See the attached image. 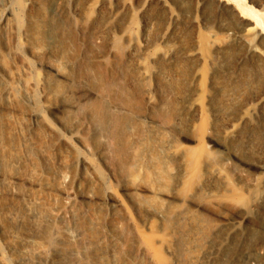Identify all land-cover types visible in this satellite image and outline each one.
I'll return each instance as SVG.
<instances>
[{
	"label": "bare ground",
	"instance_id": "bare-ground-1",
	"mask_svg": "<svg viewBox=\"0 0 264 264\" xmlns=\"http://www.w3.org/2000/svg\"><path fill=\"white\" fill-rule=\"evenodd\" d=\"M207 1L218 9L219 14L228 10L232 12L237 19H234L237 21V31L231 35L232 31L227 32L223 27L227 36L219 39L215 31L207 28L197 43L182 52L184 59H194L197 62L195 65L198 69L194 65L196 70L192 74L193 79L203 80L210 69L218 66L222 50L227 48L224 43L226 39L236 41L243 49V55L236 60L237 67L248 55L258 57L264 67V28L257 18L261 16L259 10L245 5L236 12V9L228 6L229 0H198V5ZM248 2L251 3L252 0ZM21 3L27 4L29 9L36 4L35 0H0V120L5 126L0 129V197L13 205L11 211L0 213V220L19 225L27 219L36 226L39 233L20 234L9 231L7 239L11 244L21 243L16 251L17 264H54L62 258L61 261L66 259L65 264H106L99 256V247L94 237V217L88 211L78 214L71 226L57 225L62 217L53 212L52 201L58 192L66 190V173L60 166L53 172L56 183L42 182V171L33 161L49 164L43 149L45 132L38 127L32 129L30 136L21 131V122L15 118L14 110L11 109L14 107L12 103L17 102L31 104V119L54 134L75 155L77 164H83L90 171L96 172L92 161L80 155L71 143L73 139L88 149L81 131L84 132L83 135L85 131H90L88 137L99 145L101 156L115 164L118 174L132 183L123 190L127 204L112 192L108 197L118 208L113 212L111 220L115 222L116 219H122L129 225L128 231L115 227L120 242L113 252L110 264H141L136 262L138 254L144 257L145 264L198 262V236L207 229L206 224H203L205 221L198 218L197 199L200 197L211 203L230 207L228 215H217L219 220L229 222L226 236L238 231L242 223L250 221L253 208L264 204V163H242L236 166V159L231 154H226L221 160L216 158L214 151L208 148L213 146L223 152L226 147L212 142L210 130L207 129L212 110L201 102V93L196 92L189 102L194 121L199 120L194 126L193 137L179 139V135H173L171 138L170 129L163 125L172 95L157 82H153L155 75L152 66L148 64H153L158 69L176 65L178 61L174 57L182 49L171 45L162 48L151 45L148 49L147 46L138 44L136 27L131 21L120 27L117 34H109L102 44L99 36L89 33L100 19L101 11L105 9L106 12L101 24L103 30L118 19L121 11L131 9V1L120 0L116 3L114 0H86L80 19L70 20L66 28L56 29L59 35L62 32L60 42L70 56L79 55V50L82 51L83 47L96 53L92 58L97 62L85 68L83 83L69 93L62 94L61 105L54 109L55 121H58L57 116L60 114L64 119H77L85 123L67 138L49 123L42 108L36 105L32 92L34 83L21 72H11L4 66V59L9 58L8 56L17 57L23 62L17 50L2 42L3 31L15 35L22 25L23 15L18 7ZM57 3H63L67 10L76 13L72 0H59ZM136 3L134 11L143 13L152 3H156L166 10L168 24L177 20L176 12L168 6L167 0H136ZM254 3L264 8V1ZM190 22L196 23L195 20ZM70 30L74 37L70 35ZM168 31L169 27L162 33L163 36ZM141 48L147 52L133 61L135 75L128 74L123 68L124 58H131L132 53ZM60 58L56 57L58 60ZM46 68L53 71L58 80H71L66 70L50 65ZM234 70L236 71L235 68ZM238 70L240 72L239 68ZM216 75L212 74L211 77L212 89L219 84ZM237 76H234L236 80ZM236 80L228 76V80L221 86L225 96L233 94ZM253 101L234 122L226 124L225 139L233 143L244 130L257 129L254 120L259 107L264 104V89ZM17 120L20 124H17ZM152 125L153 128L150 129ZM19 133L22 134V139L13 142V145L11 141ZM145 133L148 136L146 145L139 148V143L146 137ZM205 143L209 144L208 148ZM98 180L102 185L103 179L99 177ZM236 210L239 212H234ZM203 212L208 214L206 210ZM133 216L141 220L142 224L138 225ZM221 245L220 241L217 246ZM218 247L213 246L207 253L203 252L208 256L216 255ZM245 259L248 264L264 260V235L260 238L259 246L253 253L247 254ZM0 264H11L3 256L1 247Z\"/></svg>",
	"mask_w": 264,
	"mask_h": 264
},
{
	"label": "rangeland",
	"instance_id": "rangeland-1",
	"mask_svg": "<svg viewBox=\"0 0 264 264\" xmlns=\"http://www.w3.org/2000/svg\"><path fill=\"white\" fill-rule=\"evenodd\" d=\"M58 1L35 0L36 4L31 9L28 8L27 4L24 5L21 3L22 5L20 4L18 7L23 15L22 25L15 35L3 31L4 36L2 35V42L8 47L17 50L23 59V62H21L17 57H5L4 66L11 72H21L34 83L35 86L32 92L37 101L36 105L42 108L44 116L49 123L61 135L69 138L76 129H79V126L81 127L85 123L77 119L73 121L68 118L64 119L59 116L60 114L57 116L59 122L55 121L53 119L55 114L54 109L61 105L62 94L69 93L80 83H83L85 68L97 62L92 58L96 53L83 47L82 51L79 50V55L74 57L70 56L60 42L62 32L59 35V32L56 31L57 28L58 30L60 29L59 27L66 28L70 20L75 21L80 19L83 15L86 0H72L76 13H73L72 10H67L66 5L63 3L58 5ZM114 1L119 3L120 0ZM130 1L131 9L121 11L118 19L111 22L107 28L102 30V19L106 16L105 9H103L100 19L94 24L92 31L89 33L99 36V40L104 44L109 34H117L120 27L126 26L131 21L136 27L138 44L145 45L148 49H150L149 46L151 45H155V47L159 46V48L171 45L182 49L174 57L178 61L176 65L171 63L172 65L166 68L158 69L153 64H148V66H152V71L155 75L153 82H157L158 85L165 88L172 95L166 122L163 124L170 129L169 136L172 138L173 135H179V139L193 137L195 133L194 126L197 125L199 120L194 121L192 110L189 108V102L195 97L196 92H200L202 97L201 102L205 104L206 108L210 107V110H212V113H209V124H207V129L211 133L212 142L220 143L226 147L225 151L221 152L213 146L208 148L209 144L205 143L208 149L214 151L216 158L221 160L226 154H231L236 159V162H234L236 166L242 163L251 165L264 163V104L259 107L256 119L254 120L255 128L258 130L253 129V131L251 128L244 130L243 135L241 134V136L239 135L240 138H237L238 141L236 140L233 143L224 137L226 126L234 122L243 112L242 110L244 108L250 104L252 105L254 103L253 100L264 89V67H262L259 58L255 56L249 57L248 55L244 58V60L247 58L246 63L243 60L240 62L241 65L238 64L237 67L236 60L243 55V49L236 41L226 39L224 43L227 45V48L222 50L221 56L223 57L220 56L218 66L210 69L207 72L208 76L204 77L203 80H198L197 78L194 80L192 74L194 73L197 62L194 59L187 61L181 55L184 50H187L191 45L197 43L203 36V33L205 34V31L208 29L215 31L219 39H224L228 31H232L231 35H233L234 31H237V21H235L237 19L233 16L232 12L228 10L226 12L227 14H219L218 9L211 5V2L208 3V1L205 2L206 4L198 5V0H167L168 6L177 15V20L172 24H168L166 10L158 4L152 3L145 12L139 13L134 11L137 6L136 0ZM229 1L228 6H232L236 9V12L237 10L239 11L240 7H244L245 5L251 6L254 10H259L261 16L257 18L262 28H264V8L262 9L254 3L259 0H252L251 3L248 0ZM191 19L195 20L196 23L190 22L192 21ZM167 27H169V31L163 36L162 33L165 32ZM69 33L74 37V33L71 30ZM146 52L147 50L141 48L132 53L131 58H124L123 68H125L128 74L135 75L133 61ZM56 57H61V60L56 59ZM47 65L66 70L71 80H58L54 72L46 68ZM196 69H198V66H196ZM231 71L235 74L237 73V75H241L237 76ZM215 73L218 75L216 77L219 84H216V87L212 89L211 77ZM228 76L232 80H236L234 76L238 77L236 80L237 85L232 90L233 94L229 97L224 95L221 87L228 80ZM0 80L2 81V78ZM12 104L15 108L12 107L11 109L14 110L15 118L21 122L20 126L23 133L30 136L34 127H38L45 132L43 149L49 159V164H45L39 160L33 161V163L39 165V170L42 171V182L50 181L56 183L53 172L60 166L65 170L67 188L65 191L58 192L52 201L53 212L62 217L57 221V225L59 227L71 226L74 218L78 214L88 211L94 217V237L99 247V256L106 264H110L113 260V252L120 242L118 237L119 233L116 232L115 227H118L117 229L121 227L123 230L128 231L129 225L122 219H116L115 222L111 220L113 212L118 208L113 205V202L108 197H110L109 195L112 192L126 202L127 199L124 196L123 190L132 183L118 174L115 164L113 165L101 156V153H99V145L88 137L90 131H85L84 135V132L82 133L81 131V136L85 138L86 144L88 143V149L83 148L73 139H71V143L80 155L92 161L96 167V172L90 171L83 164H77L75 155L61 141H58L54 134L47 132L42 124L34 122L31 119L29 116L30 111L33 109L31 104L23 102ZM2 122L0 120V129L5 127L1 124ZM18 122L17 124H20ZM152 128L153 125L150 129ZM84 130L86 129L84 128ZM146 135L147 133H145L144 137ZM147 137L139 143V148H143L146 145L145 140ZM19 139H22V134L20 133L12 139L11 143L14 145ZM23 150L24 147L21 148V151ZM99 177L103 179L102 185L99 183ZM207 200L201 197L197 199L198 218L201 221H205L203 224H206L207 229L204 230L202 235L198 236V262L194 264H248L245 259L246 255L254 252L259 246L260 238L264 235V204L253 208V214L248 223H242L238 231L226 236L229 222L219 220L217 215L222 213L228 215L231 212L230 207L227 205H217ZM12 209V203L0 197V213L11 211ZM203 210H206L208 214H205ZM17 212L21 214V212ZM234 212H239V210ZM133 217L138 225L142 224L141 220L136 219L135 216ZM10 230L20 234H37L39 230L27 219L19 225H14L12 222L4 219L0 220V247L3 249V256L11 264H17L16 251L21 243L11 244L10 240L7 239ZM220 241L222 245L218 247L217 245ZM213 246L214 248L215 246L218 247L219 252L212 256L206 255L205 253ZM135 258L136 262L145 264L144 257L141 254H138ZM62 259L56 260L54 264H65L66 259L61 261ZM256 264H264V260L258 261Z\"/></svg>",
	"mask_w": 264,
	"mask_h": 264
}]
</instances>
